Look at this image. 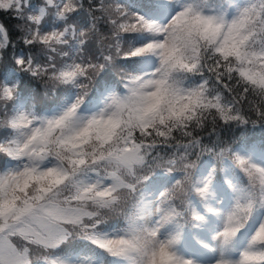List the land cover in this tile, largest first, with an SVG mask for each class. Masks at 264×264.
<instances>
[{
	"label": "snow or ice",
	"instance_id": "1",
	"mask_svg": "<svg viewBox=\"0 0 264 264\" xmlns=\"http://www.w3.org/2000/svg\"><path fill=\"white\" fill-rule=\"evenodd\" d=\"M0 14V264H264V0Z\"/></svg>",
	"mask_w": 264,
	"mask_h": 264
},
{
	"label": "trees",
	"instance_id": "2",
	"mask_svg": "<svg viewBox=\"0 0 264 264\" xmlns=\"http://www.w3.org/2000/svg\"><path fill=\"white\" fill-rule=\"evenodd\" d=\"M0 19H4V16H3V14H0Z\"/></svg>",
	"mask_w": 264,
	"mask_h": 264
}]
</instances>
